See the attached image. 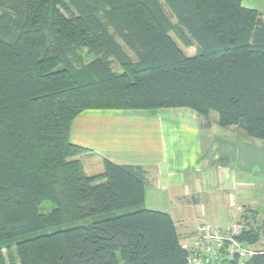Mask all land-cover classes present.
<instances>
[{
    "label": "trees",
    "instance_id": "16d2710c",
    "mask_svg": "<svg viewBox=\"0 0 264 264\" xmlns=\"http://www.w3.org/2000/svg\"><path fill=\"white\" fill-rule=\"evenodd\" d=\"M174 108L264 141V14L241 0H0V264H186L173 220L144 208V170L89 175L70 141L85 111ZM253 217L238 221L247 245Z\"/></svg>",
    "mask_w": 264,
    "mask_h": 264
},
{
    "label": "crops",
    "instance_id": "0c3cea01",
    "mask_svg": "<svg viewBox=\"0 0 264 264\" xmlns=\"http://www.w3.org/2000/svg\"><path fill=\"white\" fill-rule=\"evenodd\" d=\"M241 6L264 14V0H241ZM201 125L203 120L187 108L85 111L73 121L70 141L87 149L77 159L89 175L102 172L104 161L140 166L146 179V209L169 215L183 243L195 236L202 223L221 227L252 211L255 217L264 212L256 211L264 208V141L241 144L237 153L210 144L206 152L201 129L211 128ZM231 128L220 129V136L242 137L243 143L244 132L236 136ZM217 155L228 162L216 163ZM231 155L236 169L228 168ZM252 167L256 178L250 199L237 169L238 173L250 172Z\"/></svg>",
    "mask_w": 264,
    "mask_h": 264
},
{
    "label": "rangeland",
    "instance_id": "374dc122",
    "mask_svg": "<svg viewBox=\"0 0 264 264\" xmlns=\"http://www.w3.org/2000/svg\"><path fill=\"white\" fill-rule=\"evenodd\" d=\"M99 13L101 15V12H99ZM171 36L174 38V40L179 45V47L185 53H187L186 47L183 46V44L179 41V39L172 33H171ZM128 54L131 57H133V54L131 52L128 51ZM91 58H92V55H91V52L88 49H80L77 52L76 63L78 65L86 66L90 62ZM114 69L117 70V71L119 70L116 66H114ZM208 120L210 122L211 130L209 131V130L201 129V133H202L201 138L203 140L202 145H203L204 151H206V152H207V150H205V149L210 144H212L213 148H217V149H221V150L226 149L227 151H231V150L233 151L234 150L235 153H237V151L240 150V146L239 145L246 144V145L250 146V145H253L254 143L258 142V141L254 140L252 138L247 137L246 140L242 143V141H241V140H243L242 137H234V138H232L231 134H230L231 136L229 138L225 137V134H224V137L222 138L220 136V134L222 133V132H220L221 130L217 129L215 127L217 125V116H216V114L214 112H211L209 114ZM201 126H203V125H201ZM231 129H233L232 131H234L236 136L238 134L241 135V133H242V129H240L239 127L232 126ZM227 147H228L229 150L227 149ZM232 147H234V148H232ZM211 152H213V151H211V150L208 151V153H209L208 156L209 157L211 156ZM208 160H209V158H208ZM236 167H237L236 162H235L234 158L231 155L230 162L228 164V168H235L236 169ZM237 175L240 177L239 180L243 182L244 193L248 194L249 198L252 199L253 196H254V189H255L254 188V181H255V178H256L255 175H254L253 167L250 169V172L244 171V172L238 173V169H237ZM263 178H264V176H263ZM52 208H53V205L48 200H42V201L39 202L38 209H39V212L42 215H48L50 213V211L52 210ZM144 208H147V207L144 205ZM261 210H264V208L263 209L258 208V210H256V211H261ZM245 212H247V210H245L244 213ZM260 214H261L260 217H257V216L253 217V219L250 221V223L252 224V227L254 229H256L257 233H258L255 236V239H254L255 242L252 245H248L249 248H251L253 250H263L264 249V212L263 213L261 212ZM232 216H234L233 212H232L230 217H232ZM93 220L94 219H88V220H84V221L75 222V223H72V224L64 225V226L60 227L59 229H65V228H69V227H72V226L84 225V224L90 223ZM236 223L237 222L234 221V219H232V221H229L228 223H226L225 225H223L221 227L222 228H228V227L234 226ZM202 224H204V223H202ZM206 224H209V223H206ZM199 226L196 229V233L198 231ZM221 227L218 226V228H221ZM7 243L8 244H13L14 240H12L11 242H7ZM7 243H4L3 245H6ZM183 243H186V242H183ZM183 243H181V244H183ZM2 252L4 254H6L5 250H3Z\"/></svg>",
    "mask_w": 264,
    "mask_h": 264
},
{
    "label": "built area",
    "instance_id": "2783aa9c",
    "mask_svg": "<svg viewBox=\"0 0 264 264\" xmlns=\"http://www.w3.org/2000/svg\"><path fill=\"white\" fill-rule=\"evenodd\" d=\"M243 224L228 228L201 224L195 236L181 244L186 264H245L254 250L238 240Z\"/></svg>",
    "mask_w": 264,
    "mask_h": 264
},
{
    "label": "water",
    "instance_id": "95a60500",
    "mask_svg": "<svg viewBox=\"0 0 264 264\" xmlns=\"http://www.w3.org/2000/svg\"><path fill=\"white\" fill-rule=\"evenodd\" d=\"M214 161L218 164H226L228 162V159L223 157L222 155H217Z\"/></svg>",
    "mask_w": 264,
    "mask_h": 264
}]
</instances>
